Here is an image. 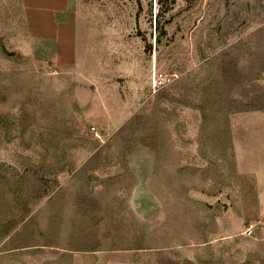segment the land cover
Masks as SVG:
<instances>
[{"label":"rangeland","instance_id":"obj_1","mask_svg":"<svg viewBox=\"0 0 264 264\" xmlns=\"http://www.w3.org/2000/svg\"><path fill=\"white\" fill-rule=\"evenodd\" d=\"M26 5L0 0V264H264V0H68L62 56Z\"/></svg>","mask_w":264,"mask_h":264},{"label":"crops","instance_id":"obj_2","mask_svg":"<svg viewBox=\"0 0 264 264\" xmlns=\"http://www.w3.org/2000/svg\"><path fill=\"white\" fill-rule=\"evenodd\" d=\"M68 0H27L29 15L30 38L38 37L50 39L54 42L55 53L59 56L67 53V34L63 31L64 23L56 19V14L66 9ZM59 22V23H58ZM106 264H144L140 261H131L128 258L108 260Z\"/></svg>","mask_w":264,"mask_h":264},{"label":"built area","instance_id":"obj_3","mask_svg":"<svg viewBox=\"0 0 264 264\" xmlns=\"http://www.w3.org/2000/svg\"><path fill=\"white\" fill-rule=\"evenodd\" d=\"M244 232H246L247 234L251 233V227L250 226H245L244 227Z\"/></svg>","mask_w":264,"mask_h":264}]
</instances>
